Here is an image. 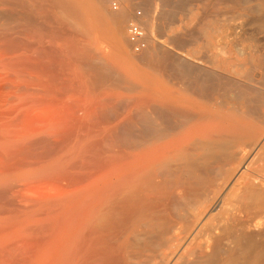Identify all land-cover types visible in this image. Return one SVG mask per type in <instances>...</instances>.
I'll list each match as a JSON object with an SVG mask.
<instances>
[{
    "label": "bare ground",
    "instance_id": "obj_1",
    "mask_svg": "<svg viewBox=\"0 0 264 264\" xmlns=\"http://www.w3.org/2000/svg\"><path fill=\"white\" fill-rule=\"evenodd\" d=\"M120 4L0 0V264H264V0Z\"/></svg>",
    "mask_w": 264,
    "mask_h": 264
},
{
    "label": "rangeland",
    "instance_id": "obj_2",
    "mask_svg": "<svg viewBox=\"0 0 264 264\" xmlns=\"http://www.w3.org/2000/svg\"><path fill=\"white\" fill-rule=\"evenodd\" d=\"M133 1V3H134V7L132 6V9H131V16L130 17H132V18H130V21L128 22V23H130L133 19H134V12H136L137 10H140L141 12L143 11V9L140 7V6H138V5H135V3H138V2H140V1H142V0H132ZM113 3H116L117 4V7H121V4H120V0H108V8H109V10H113V9H111V8H113ZM119 4V5H118ZM194 5H195V3H194ZM194 5H192V7H194L195 9H197V6L195 7ZM161 6V7H160ZM118 9V8H117ZM164 9H167V8H162V5H160V4H158L157 5V7L155 8V10L156 11H154L155 13H154V15H153V17H155V19H154V21H156L157 23H159V24H161V25H159V24H157L156 23V26L159 28V30L161 31V29H162V32L164 31V32H168V30H169V28H170V24L168 23L169 21L168 20H164L163 18H160V13L159 12H161L162 10H164ZM119 10V9H118ZM114 12L115 11H117V10H113ZM144 14H143V12H142V16H143ZM160 18V19H159ZM177 20L179 21V23H181V20H182V18L184 19V15L182 14V13H180V14H178V16H177ZM159 21V22H158ZM164 21V22H163ZM166 21H168V22H166ZM168 23V24H166V23ZM179 23H177V24H179ZM168 25V26H166V25ZM182 24V23H181ZM164 26H166L165 28H164ZM167 27H169V28H167ZM126 33H127V30H126Z\"/></svg>",
    "mask_w": 264,
    "mask_h": 264
},
{
    "label": "built area",
    "instance_id": "obj_3",
    "mask_svg": "<svg viewBox=\"0 0 264 264\" xmlns=\"http://www.w3.org/2000/svg\"><path fill=\"white\" fill-rule=\"evenodd\" d=\"M113 8L116 9V3H113ZM142 17V12L137 10L135 12V18L130 22L128 27V38L131 44L136 50L142 49L146 45L145 41V31L140 26L138 18Z\"/></svg>",
    "mask_w": 264,
    "mask_h": 264
}]
</instances>
